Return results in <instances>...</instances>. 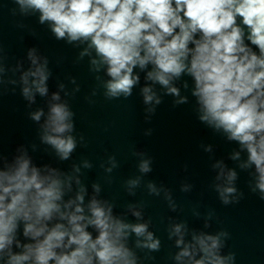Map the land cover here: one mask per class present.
I'll return each mask as SVG.
<instances>
[{
  "label": "clouds",
  "instance_id": "clouds-1",
  "mask_svg": "<svg viewBox=\"0 0 264 264\" xmlns=\"http://www.w3.org/2000/svg\"><path fill=\"white\" fill-rule=\"evenodd\" d=\"M13 3L17 7L10 10L12 15L35 16L56 40L80 49L77 62L88 58L89 72L106 99H127L139 87L146 121L165 96L173 98L174 107L189 104V95L194 98L199 122L237 145L227 157L235 167L224 159L211 164L212 187L221 204H236L244 197L236 186L237 169L248 174L250 192L264 200V0ZM2 51L0 84L11 73L7 83L19 86L29 109L37 97L43 98L45 106L30 110L28 118L38 125L45 151L51 149L60 162L71 160L84 141L83 135L77 139L76 114L67 99L80 92L76 78L68 77L71 89L58 82L57 90L50 92L49 59L37 47L27 50V67L24 60L6 66ZM17 74L18 79L12 78ZM11 91L15 93V87ZM96 94L94 88L86 97L89 103ZM29 147L36 152L39 146L20 145L11 160L0 152V264H141L137 250L160 251L161 240L150 230L152 221L145 219L142 202L128 203L117 213L116 204L101 196L100 183H91L89 192L82 170H91V161L72 163L68 170L37 165ZM201 147L214 155L213 145ZM134 155L141 157V175L125 181L129 196L136 195L143 176L152 172L153 160L146 152ZM100 167L111 173L119 164L109 156ZM192 187L185 183L180 190ZM146 188L149 195L163 194L169 209L177 210L171 190L163 184L150 180ZM195 216L199 219L200 214ZM212 219L209 212L204 229L212 226ZM169 221L168 239L177 249L171 257L174 264H235L236 254L223 252L230 238L226 230L211 233L186 221Z\"/></svg>",
  "mask_w": 264,
  "mask_h": 264
},
{
  "label": "water",
  "instance_id": "water-1",
  "mask_svg": "<svg viewBox=\"0 0 264 264\" xmlns=\"http://www.w3.org/2000/svg\"><path fill=\"white\" fill-rule=\"evenodd\" d=\"M16 7L13 0H0V48L5 65L14 66L18 60H24L27 67V50L37 47L49 59L52 70L50 92L57 90L58 82H64L71 89L73 85L68 83V77H75L80 92L67 99L76 114L77 139L79 141L80 135H83L84 141L78 143L69 161L60 162L51 149L45 151L46 146L39 142L38 125L28 118V112L45 106V101L37 97V104L32 109L27 108L19 86L7 83L12 75L8 73L5 83L0 84V152L11 160L18 146L35 143L39 146L38 150L32 152L29 147V152L37 165L51 164L68 170L72 163L79 164L83 159L91 161L94 167L82 170V179L89 186V192L91 183H100L101 196L116 204L117 213L123 212L128 203L144 204L145 219H151L150 230L160 238L161 248L153 253L137 250L141 264H174L171 257L177 249L168 239L169 217L211 233L226 230L230 238L223 252H234L235 264H264V200L259 198L258 193L250 192L248 174L237 169L239 179L236 186L244 192V197L236 204H221L212 187L215 172L211 164L214 159H224L229 167H235L227 157L237 145L226 142L222 136L214 134L199 122L194 98L189 95V104L174 107L173 98L165 96L155 115L146 121L139 87L127 99H106L103 88L99 87L94 74L89 72L88 58L77 62L80 49L56 40L47 25L37 23L35 16L12 15L10 10ZM18 75L12 78L18 79ZM143 75L141 73V85L144 83ZM185 79L189 80L191 86L190 78ZM13 87L15 93L11 91ZM94 88L97 94L91 97L94 103H89L86 97L91 95ZM182 94L189 93L182 90ZM148 129L152 130L151 135H145ZM202 144L213 145L214 155L204 152ZM137 151H144L152 158V172L143 176L136 195L129 196L125 181L141 175L137 169L141 157L134 155ZM109 156H115L119 167L106 173L100 164L106 162ZM150 180L155 181L157 186L163 184L171 190L177 204L175 212L169 209L163 194H148L146 184ZM185 183L193 186L189 192L180 190ZM209 212L213 213L212 226L204 229V217ZM195 213L200 214L199 219ZM128 219L133 218L129 216Z\"/></svg>",
  "mask_w": 264,
  "mask_h": 264
}]
</instances>
